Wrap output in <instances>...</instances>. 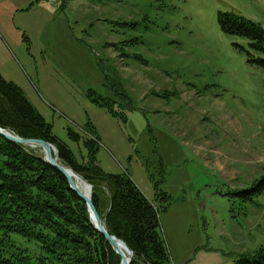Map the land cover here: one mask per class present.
I'll use <instances>...</instances> for the list:
<instances>
[{"label": "rangeland", "instance_id": "rangeland-1", "mask_svg": "<svg viewBox=\"0 0 264 264\" xmlns=\"http://www.w3.org/2000/svg\"><path fill=\"white\" fill-rule=\"evenodd\" d=\"M225 14L264 30V0H0V74L78 163L157 204L173 264L264 249V51Z\"/></svg>", "mask_w": 264, "mask_h": 264}, {"label": "trees", "instance_id": "trees-1", "mask_svg": "<svg viewBox=\"0 0 264 264\" xmlns=\"http://www.w3.org/2000/svg\"><path fill=\"white\" fill-rule=\"evenodd\" d=\"M219 22L224 33L246 37L264 51V30L260 26L235 14L221 15ZM0 126L21 138L45 140L56 147L59 162L93 187L92 200L102 220H106L108 232L133 252L131 264H173L157 204L145 197L128 173H104L96 165L95 156L88 164L78 163L23 92L1 74ZM86 143L92 146L99 141L93 136ZM263 192L264 177L251 193ZM0 264H121V258L95 229L85 201L70 188L66 177L43 160L42 154L3 136ZM236 264H264V249L241 255Z\"/></svg>", "mask_w": 264, "mask_h": 264}, {"label": "water", "instance_id": "water-1", "mask_svg": "<svg viewBox=\"0 0 264 264\" xmlns=\"http://www.w3.org/2000/svg\"><path fill=\"white\" fill-rule=\"evenodd\" d=\"M0 135L8 139L9 141H12L14 143L20 144V145H28L31 147H41L42 153H43V160H45L48 164H50L52 167L58 169L68 180V183L70 185V188L83 200L85 201L87 208L90 213L91 222L94 225L95 229L102 234L107 242L112 246L115 253L121 258V264H131L133 252L129 248L125 242L120 240L119 238L111 235L107 228H106V220H102L101 216L99 215L93 200H92V193L90 196H86L78 187V184L76 182L75 176H79L84 180V182L90 187L92 192V186L80 175L74 172L73 169L64 166L60 164L59 162V155L57 153L56 147L49 143L42 140H36V139H24L18 136H15L11 134L10 132H7L3 130L0 126ZM125 245V248L128 252V255L130 256L129 259H127L126 255L124 254L123 250L121 249V245Z\"/></svg>", "mask_w": 264, "mask_h": 264}, {"label": "bare ground", "instance_id": "bare-ground-1", "mask_svg": "<svg viewBox=\"0 0 264 264\" xmlns=\"http://www.w3.org/2000/svg\"><path fill=\"white\" fill-rule=\"evenodd\" d=\"M76 182L78 184L79 189L86 195V196H90L91 195V189L90 187H88V185L84 182V180L82 178H80L79 176H75ZM121 249L123 250L124 254L126 255L127 259L130 258V256L128 255V252L125 248V245H121Z\"/></svg>", "mask_w": 264, "mask_h": 264}]
</instances>
